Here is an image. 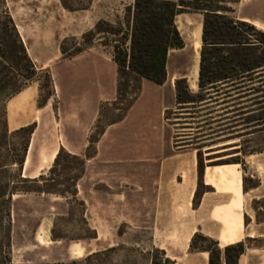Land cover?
Wrapping results in <instances>:
<instances>
[{
  "label": "rangeland",
  "instance_id": "obj_1",
  "mask_svg": "<svg viewBox=\"0 0 264 264\" xmlns=\"http://www.w3.org/2000/svg\"><path fill=\"white\" fill-rule=\"evenodd\" d=\"M3 1L4 8L23 37L21 41L28 58L38 69L50 74L55 93L46 107L38 110L36 103L42 101L38 100V83H34L26 92L33 93L32 98L26 101L23 108L15 110L16 118L25 117L30 122L25 127L35 124L34 137L26 155L29 156L28 164L22 174L28 179H32L29 178L32 175H43L46 180L58 179L63 187H68L65 190L63 187L59 189L73 195H64V198L51 195L12 198L7 208L8 224L0 226V244L5 242V235L10 240V244L6 246L8 261L10 264H167L163 254L151 248L149 234L123 233L127 227L106 224L103 198L96 197L94 201V196L89 194L90 190H98L103 196V184L91 185L79 180L76 182V178L81 177L82 173L77 172V165L66 160L64 156L55 170V177H48L53 162L45 167H40L39 164L42 152L58 153V143L64 136L58 118L60 103L61 100L67 103L71 96L74 98L75 88L89 100H94L100 94L108 96L115 89L112 100L100 106L96 121L87 133V148L82 157L85 156L88 161L94 157V144L104 129L123 116L140 91V99L153 95L155 86L151 83L129 73L118 76L117 67L111 60L110 47H103L112 39L96 37L92 45L81 52L91 51L93 55L78 57L81 53H76L82 45L81 37L84 34L92 31L98 21L113 22L116 18L121 19L124 7L131 4L132 0ZM62 3L77 12H67ZM81 9L85 10L78 11ZM230 17L236 19L233 15ZM175 24L184 48L168 54L165 92L167 93L171 82L175 90V82L185 79L190 93L197 96V79L194 78L192 59L198 37L200 40L202 18L186 13L176 17ZM199 48L200 44L198 52ZM248 86L246 84L245 87ZM180 87L184 89L183 85ZM242 92L245 94L234 103L228 100L217 104L200 103L192 111L183 110L185 107L190 109V106H177L175 96L176 107L167 112L165 118L174 125V143L177 147L191 145L195 149L201 148L202 164L209 161L210 167L236 166L234 168L245 181L246 190H252L245 200V211L248 219L250 218L251 229L264 235V153L248 156V153L264 151V132L248 130V127L243 126L251 118L245 114L260 108L254 101L261 96L249 94L246 90ZM182 97L185 98L183 94ZM8 103L5 95L0 97V155L5 165H8L7 161L14 154L12 150L18 149L22 138L10 136L16 130L9 129L7 123V135L3 137V113L6 112ZM218 128L229 131L218 134L211 140L203 139L218 132ZM84 132L86 133L84 130H70L67 136L71 139L76 136L77 141H80ZM227 146L237 148L223 150ZM210 152L213 154L208 156ZM38 168L43 169L38 172ZM7 171L13 173L12 170ZM231 171L233 173L230 174L235 175L234 170ZM254 187L257 188L253 189ZM92 197L93 211L96 210L93 213L98 216L89 222L88 206L85 203L88 204ZM108 221L111 223L113 220L109 218ZM94 227L101 230L97 240H91ZM200 237L202 236L198 235L195 238L193 245L196 250L189 249L190 253L213 249L211 243ZM258 241L245 243L248 249L245 262L264 264V237ZM245 262L242 259L241 264Z\"/></svg>",
  "mask_w": 264,
  "mask_h": 264
},
{
  "label": "crops",
  "instance_id": "obj_2",
  "mask_svg": "<svg viewBox=\"0 0 264 264\" xmlns=\"http://www.w3.org/2000/svg\"><path fill=\"white\" fill-rule=\"evenodd\" d=\"M232 15L264 33V0H240ZM15 27L23 39L16 24ZM85 55L93 54L89 51L78 57ZM154 86L151 97L140 99V91L123 116L104 129L94 144V157L85 164L79 180L104 185L103 196L98 190H90L89 194L94 196V201L96 197L103 198L106 224L127 227L123 233L149 234L151 248L160 251L171 264H208L207 253L189 251L195 235L212 240L220 249L263 238V234L251 229L245 200L252 190L244 192L236 166L210 167L209 161H205L201 170L198 169L200 150L193 146L177 147L174 125L165 118L176 107L174 84L170 83L167 93L166 82ZM27 90L6 106V123L11 130L30 124L25 117H15V110L23 108L33 96ZM114 93L115 89L108 96L100 94L89 100L75 88L74 98L71 96L67 103L61 100L58 118L64 136L58 143V151L62 148L82 157L87 148V133L96 121L100 106L112 100ZM70 130L86 133L77 141L76 136L72 139L67 136ZM33 137L34 134L31 140ZM41 155L49 158L51 154H40V167L54 161L43 162ZM42 169L38 168V172ZM231 170L235 175L230 174ZM92 202L93 197L85 203L89 222L98 216L93 213L96 210L93 211ZM109 218L113 220L111 223ZM100 231L93 228L96 240ZM247 251L238 264L242 259L245 262Z\"/></svg>",
  "mask_w": 264,
  "mask_h": 264
},
{
  "label": "trees",
  "instance_id": "obj_3",
  "mask_svg": "<svg viewBox=\"0 0 264 264\" xmlns=\"http://www.w3.org/2000/svg\"><path fill=\"white\" fill-rule=\"evenodd\" d=\"M239 1L132 0L131 4L124 7L121 19L116 18L113 22L98 21L92 31L84 34L81 37L82 45L76 53L79 54L89 48L96 37H108L112 40L107 41L103 47H110L111 60L117 67L118 76L129 73L153 85L162 86L166 78L165 66L169 52L181 51L184 48L183 40L175 24L176 17L186 13L199 15L202 18V24L196 82L198 95L190 93L185 79L176 81L177 106H190V109L185 107L183 110L192 111L200 103L217 104L227 100L234 103L245 94L242 90H246L249 94H259L261 97L254 102L260 108L245 114L251 118L247 122H242H245L243 126L248 127V130H258L257 132L261 133L264 132V33L247 23L230 17L233 7ZM3 2L0 0V97L5 95L10 101L32 84L38 83V100L42 102L38 101L36 108L43 109L55 94L52 78L47 71L38 69L28 58L26 49ZM62 6L67 12H77L63 3ZM246 84L249 86L245 87ZM180 85H183L184 89H181ZM3 117L5 122L3 137H6L5 111ZM34 131L35 124L20 128L10 134L13 137L22 136V138L18 149L12 150L14 154L7 161L8 165H5L0 155V226L2 227L4 223L8 224L7 208L14 196L51 195L60 198H64V195L73 196L59 189L63 185L58 182V179L46 180L43 175L35 179L23 176V164ZM226 131L229 130L222 131L220 128L218 132L211 130L214 133L203 139L211 140ZM230 148H237V146L229 148L227 146L223 150ZM238 150L240 151V147ZM263 153L264 151H256L248 153V156ZM63 156L77 165V172L82 173V177L85 161L88 159L85 156L71 155L62 148L55 156L53 168L49 170L48 177H55V170ZM197 163L198 169L201 170L200 151L197 152ZM7 170H12L13 173L10 174ZM65 170L67 169H62V171ZM81 177L76 178V182ZM65 188L68 189V187H63V190ZM243 190L247 191L244 180ZM197 237L198 235H195L192 238L190 251L196 250L193 243ZM200 238L213 246V249L198 250L208 254V264H238L239 258L246 251L245 243L259 242L258 240H246L220 249L212 240ZM4 240L5 242L0 244V264H10L6 253L10 240L6 235ZM91 240H96L95 233ZM164 262L171 264L167 259H164Z\"/></svg>",
  "mask_w": 264,
  "mask_h": 264
},
{
  "label": "bare ground",
  "instance_id": "obj_4",
  "mask_svg": "<svg viewBox=\"0 0 264 264\" xmlns=\"http://www.w3.org/2000/svg\"><path fill=\"white\" fill-rule=\"evenodd\" d=\"M196 40H197V38H196ZM199 41L200 40H199V37H198V41H196L195 46H194V53H193V59H192L193 60V71H194V78L195 79H197V74H198V47H199V44H200ZM29 150H30V148H29ZM55 156H56V152H53L49 156V158H46L45 156L41 155L43 162L45 161V162H48V163L53 161L55 159ZM28 158H29V156H26V158L24 160V164H23V168L24 169L27 167Z\"/></svg>",
  "mask_w": 264,
  "mask_h": 264
},
{
  "label": "water",
  "instance_id": "obj_5",
  "mask_svg": "<svg viewBox=\"0 0 264 264\" xmlns=\"http://www.w3.org/2000/svg\"><path fill=\"white\" fill-rule=\"evenodd\" d=\"M199 57V56H198Z\"/></svg>",
  "mask_w": 264,
  "mask_h": 264
}]
</instances>
